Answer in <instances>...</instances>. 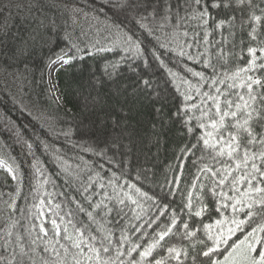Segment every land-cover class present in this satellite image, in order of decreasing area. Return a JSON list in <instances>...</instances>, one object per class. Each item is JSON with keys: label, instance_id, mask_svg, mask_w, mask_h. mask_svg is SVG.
Returning <instances> with one entry per match:
<instances>
[{"label": "trees", "instance_id": "1", "mask_svg": "<svg viewBox=\"0 0 264 264\" xmlns=\"http://www.w3.org/2000/svg\"><path fill=\"white\" fill-rule=\"evenodd\" d=\"M212 2L204 0L211 19L203 25L190 18L202 6L187 0H0V159L12 170L0 167V264H75L76 241L85 253L91 245L114 264H132L174 213L193 229L220 218L212 201L202 217L182 211L193 181L207 183L199 170L211 162L198 149L184 154L199 129L190 134L195 121L185 126L176 113L182 93L195 103L197 87L214 91L204 61L222 71L221 47L232 53L231 70L247 64L248 47L264 46L249 37L255 27L264 41V0ZM61 52L69 60L53 76L57 97L48 68ZM195 242L170 235L141 264ZM197 264L211 261L199 256Z\"/></svg>", "mask_w": 264, "mask_h": 264}, {"label": "snow or ice", "instance_id": "2", "mask_svg": "<svg viewBox=\"0 0 264 264\" xmlns=\"http://www.w3.org/2000/svg\"><path fill=\"white\" fill-rule=\"evenodd\" d=\"M187 2L202 6V10H198L190 18L198 19L203 25H207L211 16L204 0H187ZM247 2L251 6V0ZM244 3L245 0H235L237 7ZM220 6V0H213L212 8ZM223 6L230 7L231 0H224ZM251 19L259 23L261 16L253 15ZM225 23L226 21L220 20L216 27L220 28ZM249 37L252 41L264 44V41H258L255 27L249 33ZM223 39L227 43V38ZM257 52L260 53L259 56ZM247 53L251 56L247 64L244 66L237 64L230 70L229 59L232 53L226 52L221 47L216 54L219 68L222 70L220 72L216 71L215 65L205 60V66L214 69L210 85L214 91L201 92L197 87L196 93L200 99L195 103L191 102V95L182 93L183 102L176 113L177 116L185 117L182 121L185 126L189 121H195L193 126L187 127L190 134L195 135V129H199L196 143L186 149L184 154L187 155L188 152L194 154V150L198 149L202 153L198 159L203 160L206 157L211 162L203 164L199 170L207 183H198L199 177L193 181L185 197L186 203L182 211L187 209L185 215L189 217H202L211 211L209 201H212L220 218L215 219L213 223L201 221L203 228L193 229L187 220L182 225H178V216L174 213L170 223L157 231L152 241L139 253L140 261L134 260L132 264H141L152 256L155 249L163 248L162 242L170 235H182L184 240H195V243L189 245L193 254L190 255L189 247L171 245L165 250L166 256L156 259L154 264H167L169 260L174 261L175 264H186L188 260H191V264H197L199 256L210 260L211 264H264V235H262L264 233V77L257 75L258 72L264 71V63L259 62L264 61V46L259 48L250 46ZM63 55L61 52L57 59H62ZM180 55L185 53L181 51ZM239 59H243V56L241 55ZM67 62L63 60V63ZM195 75L203 78V73H195ZM144 83L151 87L148 81ZM219 85L224 87L221 88ZM197 112L199 114L195 115ZM176 179L178 180L179 177ZM192 189L197 191L193 192ZM136 191L140 192L139 189ZM140 194L151 199L147 193ZM229 212L230 215L225 214ZM241 214H244L243 219L240 218ZM257 218L262 222L252 227L242 239L232 240L237 232L242 231L245 225L251 224ZM176 228L180 231H176ZM200 231H203L204 238L197 240ZM123 239L126 240L127 237ZM108 242L111 243L110 240ZM207 242H210V246ZM197 243L204 246L203 251H196ZM73 247L80 249L77 254L80 259L74 257L75 264H81V259L84 260V264H88L89 261H95L96 264H114L111 259H104L101 250L94 246L89 245L87 253L83 251L78 241L73 242ZM102 250L104 253L109 251L103 246ZM133 251H136V247L128 249L129 253Z\"/></svg>", "mask_w": 264, "mask_h": 264}, {"label": "rangeland", "instance_id": "3", "mask_svg": "<svg viewBox=\"0 0 264 264\" xmlns=\"http://www.w3.org/2000/svg\"><path fill=\"white\" fill-rule=\"evenodd\" d=\"M63 60L68 61L69 59L63 58V57L62 59H56L49 65V68H48L49 81L57 97L59 96V92H58L56 85L54 84L53 76H54L56 69L59 68L61 65L65 64L63 63ZM52 64L53 66L51 67ZM0 167L8 170L12 174V170L10 169V167L7 164H5L1 159H0ZM39 209H40L41 216L44 217L47 211V206L43 200L39 202Z\"/></svg>", "mask_w": 264, "mask_h": 264}, {"label": "bare ground", "instance_id": "4", "mask_svg": "<svg viewBox=\"0 0 264 264\" xmlns=\"http://www.w3.org/2000/svg\"><path fill=\"white\" fill-rule=\"evenodd\" d=\"M53 66V64L51 65V67Z\"/></svg>", "mask_w": 264, "mask_h": 264}]
</instances>
